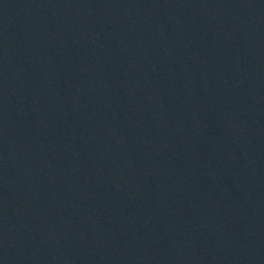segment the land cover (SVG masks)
Listing matches in <instances>:
<instances>
[{
	"label": "water",
	"instance_id": "water-1",
	"mask_svg": "<svg viewBox=\"0 0 264 264\" xmlns=\"http://www.w3.org/2000/svg\"><path fill=\"white\" fill-rule=\"evenodd\" d=\"M0 264H264V0H0Z\"/></svg>",
	"mask_w": 264,
	"mask_h": 264
}]
</instances>
